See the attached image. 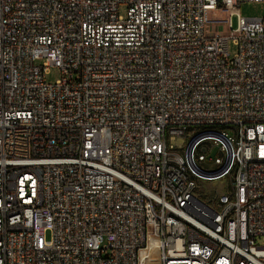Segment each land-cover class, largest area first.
<instances>
[{
	"label": "built area",
	"instance_id": "built-area-1",
	"mask_svg": "<svg viewBox=\"0 0 264 264\" xmlns=\"http://www.w3.org/2000/svg\"><path fill=\"white\" fill-rule=\"evenodd\" d=\"M244 1L264 3L0 0V264H264V16Z\"/></svg>",
	"mask_w": 264,
	"mask_h": 264
},
{
	"label": "rangeland",
	"instance_id": "rangeland-1",
	"mask_svg": "<svg viewBox=\"0 0 264 264\" xmlns=\"http://www.w3.org/2000/svg\"><path fill=\"white\" fill-rule=\"evenodd\" d=\"M120 12L125 13L126 12V5L120 6ZM240 13L244 17H262L264 16V3L263 2H255V1H244L242 2L240 6ZM230 12L229 11H211L209 18L211 21L215 23H211V25H217L216 29L221 32V35H229L231 31L228 28H225L226 23L224 20L229 19ZM232 23L234 28L238 25V15H235L232 17ZM210 31H213L214 28L209 27ZM228 50L230 57L234 56L237 52V47L234 44L233 40L231 39L228 44ZM61 77V71L60 68L57 66H51L49 73L45 76V81L48 83H54L57 79ZM185 141L182 138H178L176 140H173V144H175L178 147L183 146ZM205 193L198 191L199 198L202 200V202H205L209 204L210 206L213 205L210 198H213V194L210 193L211 191L219 190V192H228V180L226 178H222L220 180H216L213 182H205L201 186ZM209 193V197L206 195Z\"/></svg>",
	"mask_w": 264,
	"mask_h": 264
}]
</instances>
